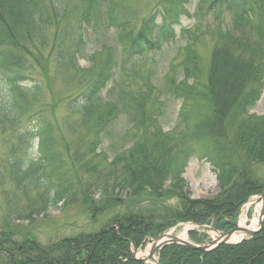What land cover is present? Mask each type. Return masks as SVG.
Masks as SVG:
<instances>
[{
  "label": "trees",
  "instance_id": "16d2710c",
  "mask_svg": "<svg viewBox=\"0 0 264 264\" xmlns=\"http://www.w3.org/2000/svg\"><path fill=\"white\" fill-rule=\"evenodd\" d=\"M101 1L108 6L118 2L81 0L69 23L65 18V0H0V82L7 86L8 93L5 99L0 94V121L9 127L17 143V147L8 149L4 163L9 172L8 180L22 189L26 199L31 190L49 184L40 176L42 170L49 167L56 176L50 185L55 184L63 190L53 195L46 189L47 197L43 202L65 200L73 189L65 175L68 170L65 164L69 163L68 168L71 166L76 172L79 187L73 196L77 195L83 213H89L91 220L96 218L94 209L99 214L118 207L125 209L121 215H112L98 232L79 233L44 244L35 233L23 235L18 227L8 223V217L15 221L30 220L27 224L30 227L33 218L39 214L32 215L34 204L31 202L30 206L26 204L29 208L25 212L14 197L0 226V264H139L131 258V244L138 247L146 239L158 237L176 222L185 220L227 232L233 228L238 210L246 199L264 189L254 168V165L264 163V115L250 114L263 90L264 0H210L205 14H211L208 12L211 11L215 16L218 12H228L232 15V23L226 32L218 34L221 44L212 48L207 73L202 76L201 59L187 45L182 79L177 82L173 76L166 79L168 89L181 99L182 106L196 111L198 119L192 135L201 145L199 159H205L212 166L220 185L216 196L202 201L205 212L196 219L185 218L177 211L161 216L166 207L157 210L152 206L154 204H150V212H145L141 205L151 198V194L157 197L156 200L167 197L166 191L163 192L167 176L177 175L175 169L181 158L185 163L195 156L193 146L187 143L191 137L182 111L179 113V132L173 137L163 133L158 120L150 115L147 97L136 99L124 90L112 96L117 87L116 56L124 55L132 60L149 53L152 48L159 50L161 40L172 36L180 17L187 14L185 0H162L158 4L159 10L156 8V13L145 18L138 28L130 21H119L110 16L112 9L102 12ZM157 17L160 23L156 22ZM105 19L110 20L109 24L116 31L118 47L115 52L109 49L103 65L83 81L79 96L67 107L68 113L77 115L80 120L74 129L70 125L74 133H80V129L85 131V138L81 136L76 145L62 135L52 115L43 116L41 111L32 109L28 97L40 90L38 85H28L32 82L28 73L34 67L27 59L36 47H45L52 29L60 22L66 25L59 40L61 60L58 61L63 66L72 65L75 53L84 44L85 28L96 26ZM246 28L248 32H244ZM56 33L55 30L54 35ZM108 84L114 88H109L112 98L106 100L101 93ZM121 115L128 123L129 129L124 135L129 138L130 146L116 153L107 163V157L96 151L102 135ZM34 142L36 156L30 157L28 166L23 168L28 156L23 150L32 148ZM71 142L75 144L71 146L72 150ZM100 155L105 167L98 172L95 166L88 167L90 160L87 158L93 157L99 164ZM77 171L86 172L93 179L92 183H83ZM91 187L104 196L100 202L89 198ZM117 187L126 189L129 198L141 195L140 201L111 198L109 192ZM145 188L150 191L149 195L144 193ZM192 204L187 202V205ZM146 213L150 215L146 216ZM157 218H162L163 222H156ZM111 225H117L118 234L115 230H106ZM173 251L169 253L163 249L159 264H264V223L258 234L238 245L220 246L202 256L198 251L183 247Z\"/></svg>",
  "mask_w": 264,
  "mask_h": 264
},
{
  "label": "rangeland",
  "instance_id": "374dc122",
  "mask_svg": "<svg viewBox=\"0 0 264 264\" xmlns=\"http://www.w3.org/2000/svg\"><path fill=\"white\" fill-rule=\"evenodd\" d=\"M117 1V4L113 6H108V4L101 1V11L104 12L105 9L108 8L109 12V9H112L109 12L110 16L117 17L119 21H130L133 27L138 28L145 18L156 13V8L159 10L158 4L162 0ZM209 2L210 0H185L184 9L187 14L182 15L179 19V24L173 28L174 36L170 35L167 36L166 40H161V48L159 50L152 48L149 53L145 52L142 56L132 60H128L124 55L116 56L117 69L115 79L117 87L114 88L112 84H108L106 89L101 93V96L106 100L112 98L111 93L108 92L109 88L112 87L115 90V94L112 96L116 95L117 91L119 94L120 91L124 90L136 99L147 97L149 103L147 107L151 113L150 115H153L155 119L158 120V124L163 133L172 135L173 137L177 136L179 132L178 123L180 111L183 113V118L186 119V122L183 123L188 125V134H190L191 137L188 139L187 143L193 146L192 149L195 151V156L191 157L185 163L183 161L184 158H181L177 162L178 167L177 170L175 169L177 175H175V177L167 176V181L163 185V192L166 191L164 195L168 194V196L161 200H156L157 197L153 196V198L151 194L152 199L150 198L143 201L144 204L141 203L145 212H150L148 208L150 204H154L152 206L157 208V210L166 207L161 211V216L165 214V216H169L174 211H177L182 212L185 218H200L202 214H204L203 212H205V208H202V201L212 198L220 192V185L216 173L205 159H199V155L202 154V150L199 149L201 145L199 141L195 140L197 137L192 135L198 115L196 111L191 110L189 107H183L181 99L174 96L170 88L168 89L166 83V79L169 76H173L176 82L182 79L183 60L185 58V49H187V45H189L191 47L190 49H193L201 59L200 70L202 76L207 73L212 48L215 44H221L218 34L226 32L232 23V15L228 12H218L215 16H212L213 13L211 11L208 12L212 15L205 14L208 7L206 5ZM80 5L81 0H65V18H68V21L73 15V11L79 8ZM71 21H69V23ZM156 22L160 23L159 17H157ZM109 23L110 20L106 21L105 19L104 21L101 20L96 26H87L85 28L86 34L83 36V43L85 45L79 46V49L75 53V61L72 65L63 66L58 61L61 60L59 40L63 37L61 32L66 25L60 22L49 34L45 47H36L31 58L27 59L30 65L34 67L30 73L27 72L32 78V80H30L32 82H28V85H38L40 90L36 95L31 96L30 94L28 97L32 104V109L41 111L43 116L46 115L49 117L52 115V120H55L62 135H64L67 140L71 139L70 141L76 142V145L81 136L83 139L85 138V135H83L85 131L80 129V133H74L72 128L74 129L77 121L80 120L77 115L68 113L67 107H69L74 97L76 98L79 96V89L83 81L87 80L91 74L96 73L100 66L103 65L109 49L111 48L114 52L116 51L115 49L118 47L116 31ZM54 29L57 31L55 35ZM248 30L249 29L246 28L244 32H248ZM68 41L70 40H67V42ZM66 44L70 45L69 43ZM0 94L2 96L4 95L3 99H5V95L8 94L7 86L1 82ZM250 114L256 116L264 115V80L260 98L250 110ZM23 121L24 120L21 122ZM180 125H182V120ZM127 129H129V127L126 117L121 115L113 124V127L109 128L106 133L102 135V142L96 152L104 154L108 159L107 163L111 161L116 153L122 152L130 146V143H128L129 138L124 135ZM74 142H71L69 145L71 150V146H75ZM83 146L82 150L85 151L86 146ZM14 147H17L15 138L11 135L9 127L2 124L0 121V226L4 222V217L9 213V209L12 207L10 200L14 197L19 200L17 202L18 206H23L25 208V212H27L29 208L26 204L30 206L31 202L34 204V206H32L34 209V211L31 212L32 215L36 213L39 214L33 218L30 227H27L30 220L15 221L12 220V217H8V223L18 227L23 235L25 233H35L38 240L44 244L52 240L74 236L79 233L98 232L105 226L112 215H121L123 213L120 212L125 209L124 207H118L112 209L110 212L101 214L94 209L93 212L96 214L94 220H91L89 213H83L84 211L77 201V195L73 196V193L76 189L79 190V187L76 185L78 181L75 177L76 172L71 166L68 168L69 163L65 164L68 169L65 175L68 181H70L69 184H73V189L66 196L67 198L65 200H57L55 203L51 200L49 203L48 200L46 203L43 202V199L47 197L46 189L53 195L63 190L57 188L55 184L50 185V183L55 181L56 176L51 173V168L49 167H45L40 174L45 181H49V184L40 185L36 189L31 190L26 199L22 189L14 182L8 180L9 172L4 163V159L9 153L8 149ZM23 148L24 146L21 148V151ZM36 148L35 142L32 144V148H24L23 154L28 156L23 168L28 166L30 157L35 158L37 153ZM16 150L17 148L13 151ZM87 159L90 160L88 167H91V165L95 166L98 172L102 171L105 167V162L101 161L103 160L101 155L99 158L101 162L99 164L96 163V159L93 160V157ZM254 168L256 178L260 183H264V163L254 165ZM77 174L80 180H84L82 181L83 183H92L93 179L89 178L86 172L77 171ZM144 190L146 195L150 194V191L146 190V188ZM88 193L89 198L93 202H100L99 200L104 197L96 193L95 189L92 187L89 189ZM259 194L250 195L246 199L238 210L233 227L241 226L253 229L249 227L255 214H257V226L262 208V203L257 202ZM109 195H111V198H117L123 201L131 199L140 201L141 197V195H138L129 198L130 195L128 191L121 187L114 188L113 192H109ZM154 201H156V203ZM188 201L194 204L187 205ZM160 203H162V205ZM149 215L150 213H146V216ZM242 219H245V221L243 225H240ZM159 221L162 223L163 219L157 218L156 222ZM263 223L264 216L262 227ZM111 226L117 227V225ZM25 227L27 228L25 229ZM184 229H187L185 234L186 241L202 248L210 246L206 251H198L201 254L200 256H202V253L208 254L218 248L211 246V244L218 238V235L221 234L220 232L215 230L216 232L214 233L204 228L202 229V227H196L193 222L189 220L176 222L165 230L164 233L169 234L172 231L173 237H181L182 234H184ZM242 237L243 235L241 234L235 235L230 241V244H240L241 242L239 241ZM155 240H157V238ZM176 247L183 246L177 244H168L164 246L153 255L154 261H151L148 257V252L150 250V244L148 242H146L141 249L130 247V254L131 251H137L134 258L132 256V259L139 264H142L140 261H143V264H158L159 256L163 249L166 248L169 253H174L173 250H175ZM200 264L202 263L200 262Z\"/></svg>",
  "mask_w": 264,
  "mask_h": 264
},
{
  "label": "water",
  "instance_id": "95a60500",
  "mask_svg": "<svg viewBox=\"0 0 264 264\" xmlns=\"http://www.w3.org/2000/svg\"><path fill=\"white\" fill-rule=\"evenodd\" d=\"M257 202L262 203V208H261V211L259 214L258 224L254 229H248L245 227L236 226L231 231H228L227 233H223V234L218 235V238L211 244V246L219 247L221 245L230 244V241L232 240V238H234V236L238 235V234L243 235L242 240H245L246 238H248L250 236L256 235L262 228V221H263V216H264V190L258 196ZM205 229L215 233V231L213 229H208V228H205ZM162 238H166L167 241H160ZM149 243L152 245V247H151V250L149 252L148 257L152 261H154L153 255L157 251H159L161 248H163L164 246H166L168 244L182 245L188 249L198 250V251H206V250H208L207 248L210 247V246H208L206 248L198 247V246H196L190 242L180 240V239H178L176 237H172L170 235H163V236L159 237L157 240L149 241ZM132 255L134 258V253ZM155 264H157V263H155Z\"/></svg>",
  "mask_w": 264,
  "mask_h": 264
},
{
  "label": "bare ground",
  "instance_id": "6f19581e",
  "mask_svg": "<svg viewBox=\"0 0 264 264\" xmlns=\"http://www.w3.org/2000/svg\"><path fill=\"white\" fill-rule=\"evenodd\" d=\"M244 221H245V219H242L241 222H240V225H243ZM256 223H257V214H255L253 216V219L251 221V224H250L249 228H253L254 229L256 227ZM186 232H187V229H184V231H183L184 234H182V236L178 237V238L181 239V240H185L186 239V236H185ZM162 240L163 241H167L165 238H163Z\"/></svg>",
  "mask_w": 264,
  "mask_h": 264
}]
</instances>
